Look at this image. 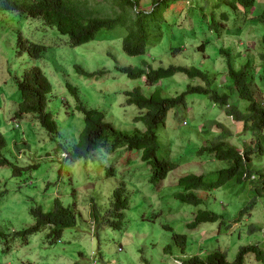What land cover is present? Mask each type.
Returning a JSON list of instances; mask_svg holds the SVG:
<instances>
[{"label":"rangeland","instance_id":"1","mask_svg":"<svg viewBox=\"0 0 264 264\" xmlns=\"http://www.w3.org/2000/svg\"><path fill=\"white\" fill-rule=\"evenodd\" d=\"M89 1L91 5L112 3V0ZM183 1L178 5H185L186 9L192 7L191 1ZM150 2L140 0L139 4L145 10ZM191 19L196 21L193 25L186 23L181 29L172 24L170 33L151 44L144 56L130 58L121 50L122 36L119 37L118 30L99 31L97 41L71 47L66 44L67 38L42 28L37 22L0 13V132L6 139L5 153L11 163L0 168V227L8 235L5 241L0 240V264H182L190 256L216 249L224 252L230 262L241 246H264V196L245 188L239 193L242 185L237 184L233 188H220L213 195L199 192L203 203L197 207L174 198L179 192L178 179L182 176L194 174L202 176L205 182H213L216 171L224 167L211 155L196 153L205 143L215 140L218 133L226 132L232 147L240 152L244 149L247 137L241 134L240 124L226 117L205 97L187 95L184 106L171 110L165 126L158 128V157L167 158L176 164V168L157 190L149 182V167L136 151L104 148L96 150L92 158L70 163L62 152L55 151V142L49 140L31 115L19 122L12 119L18 101L14 80L22 76L27 60L24 42L30 41L47 48L38 65L52 87L47 110L54 115L59 135L67 138V148L72 141L76 142L83 116L75 109V96L66 84L75 89L86 108L104 112L105 120L115 129L128 134L134 128L142 130L141 124L133 122L137 110L125 105L124 93L140 87L147 96L151 88L144 86L141 80H129L118 68L139 67L143 61L153 68L160 62L167 65L171 46L183 48L186 42L198 39V35L202 37L201 41L208 39L210 42L206 51L208 58L194 52L190 56L193 63L202 69L217 71L220 73L218 78L225 68L223 61L215 62V55L221 42L228 37L224 41L213 39L197 18L191 16ZM255 21L263 23L261 17H255L253 23ZM227 27L233 28L232 22L227 23ZM260 31L257 24L245 29L242 41L249 51L255 48ZM226 44L234 50L240 49V53L245 51L238 47L235 39ZM212 61L215 62L213 68ZM34 63L29 62L30 66ZM187 83L182 75L164 81L166 96L176 97ZM194 84L203 85L199 81ZM218 123L220 126L215 129ZM254 162L252 172L264 166ZM109 169H113L112 175ZM248 181L249 189L251 182ZM120 184L129 191L130 201L134 200V203L123 220L122 230L117 231L108 228L104 222L113 217L108 212L109 201L112 191ZM252 195H255L257 205L250 207ZM54 198L65 207H72L75 219L73 227L63 230L58 243L48 244L46 230L29 235L25 240L12 238L15 233L33 225L28 212L31 206L37 205L48 211ZM244 208L246 210L238 217V212ZM197 210L222 215L224 224L206 222L192 230L187 226ZM97 216L100 218L96 219ZM165 225L172 230H166ZM172 234L187 237L183 252L175 245ZM243 264L259 263L253 254H248Z\"/></svg>","mask_w":264,"mask_h":264},{"label":"trees","instance_id":"2","mask_svg":"<svg viewBox=\"0 0 264 264\" xmlns=\"http://www.w3.org/2000/svg\"><path fill=\"white\" fill-rule=\"evenodd\" d=\"M189 1L193 5L186 9L185 5H178L181 0H151L148 8L143 10L139 4L140 0H112V5L95 7H91L87 0H0V13L37 22L42 28L67 38L71 47L97 40V32L105 29L104 27L121 26L124 28L122 31L127 34L126 38H123L122 50L130 58L144 56L151 44L163 40L165 35L170 33L172 24L181 29L186 27V23L193 25L196 21L191 19V16L197 18L200 26L214 36L213 39L224 41V38L228 37L221 45L217 42L220 46L218 45L216 50L215 62L223 61L225 67L220 78V73L202 69L190 58L194 52L208 58L206 51L210 42L208 39L201 41L200 35L198 39L193 38V41L186 42L183 48L171 46L168 52L170 62L167 65L160 62L153 68L143 61L139 67L118 68L129 80H141L144 86L151 88L147 96L142 93L140 87L124 93L125 105L134 106L137 110L133 122L142 125V130L134 128L131 134L115 129L105 120L104 112L86 108L78 99L75 89L67 85L75 96V109L83 116L82 129L76 142L72 141L68 148L65 145L67 138L59 135L54 115L47 110L52 87L38 65L47 48L41 43L25 41L27 60L21 78L14 80L18 101L12 119L19 122L25 116L31 115L49 140L55 142V151L62 152L70 163L92 158L96 150L104 148L108 151L122 148L136 151L140 154V160L149 167V182L157 190L160 183L176 168V164L167 158L158 157L160 147L157 130L165 126L167 114L171 110L184 106L187 95L203 96L223 111L226 117L239 123L241 134L247 139L243 143L242 152L229 144V135L226 132L218 133L215 140L200 147L196 153L211 155V158L223 163L224 167L216 171L213 182H205L202 176L194 174L182 176L178 179L179 192L174 194V198L181 203L197 207L203 203L199 192L213 195V192H219L220 188H233L237 184L242 185L239 193L245 188L258 196H264V166L261 170L251 171L253 160L254 164L264 165V0H203L204 3L201 0ZM209 3L211 4L208 5ZM170 14L172 16H169ZM108 15L115 17L101 18ZM255 17H261L263 23H253ZM231 22L233 28H228L227 23ZM255 24L261 28L260 36L255 48L249 51L242 41L243 33L248 26ZM230 39H235L238 47L245 51L240 53V49H232L226 44ZM190 49L193 51L188 52ZM187 60L189 63H185ZM30 61H35L33 66H30ZM215 62L212 61L211 68L215 67ZM175 75H182L188 83L182 93L176 97H168L167 87L163 86V83ZM196 81L203 85L194 84ZM219 126L220 123L216 124L215 129ZM5 148L6 139L0 132V168L11 165ZM109 174H113V169H109ZM248 179L251 182L249 189L246 185ZM252 198L250 207L257 205L255 195H252ZM132 203L134 200L130 201L129 191L127 192L122 184L118 185L112 191L109 201L108 212L113 217H108L104 222L108 228L122 230L123 220L130 212ZM245 210L246 208L240 210L238 217ZM28 212L33 219V225L15 233L12 238L25 240L29 235L46 230L47 242L52 246L60 241L63 230L73 227L75 223L73 208L65 207L58 198L53 199L52 207L48 211L33 205ZM99 218L97 216L96 219ZM222 220V215L209 210H197L193 221L187 227L193 230L206 222H220L222 225ZM164 228L172 230L168 225ZM7 236L0 227V240L5 241ZM172 239L183 252L187 246V237L183 234H172ZM248 254H253L256 262L264 264V246L256 244L239 247L230 262L224 252L216 249L203 255L190 256L184 259L182 264H243ZM78 255L83 259L81 253ZM77 263L79 262L75 264Z\"/></svg>","mask_w":264,"mask_h":264},{"label":"clouds","instance_id":"3","mask_svg":"<svg viewBox=\"0 0 264 264\" xmlns=\"http://www.w3.org/2000/svg\"><path fill=\"white\" fill-rule=\"evenodd\" d=\"M87 2H88L89 5H91V2L89 0H87ZM95 4L96 5H110V4L112 5V3H107V2H101V3H95ZM91 7H95V5H91ZM114 17L115 16L108 15V16H103L101 18L114 19ZM104 28L105 29H102V30H106V31H116V30H118L119 31V37L122 36V40L121 41H122V45H123V43H124L123 42V38H126V36H127V34L122 31V29H124V28H122L121 26H117V25H112L111 27H104ZM102 30H99V31H102ZM98 32H97V35H98ZM95 41H97V40H95ZM66 44H68V43L66 42ZM121 50H122V46H121ZM122 52H123V50H122ZM123 54H125V53L123 52ZM66 85H68V84H66ZM79 263H81V262H79Z\"/></svg>","mask_w":264,"mask_h":264}]
</instances>
